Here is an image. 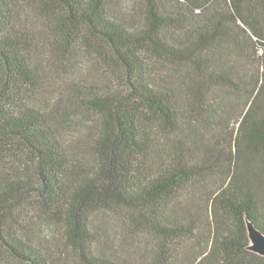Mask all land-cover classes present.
<instances>
[{
  "label": "trees",
  "instance_id": "trees-1",
  "mask_svg": "<svg viewBox=\"0 0 264 264\" xmlns=\"http://www.w3.org/2000/svg\"><path fill=\"white\" fill-rule=\"evenodd\" d=\"M129 2L127 15L116 0H41L56 20L54 51L17 0H0V254L20 264H264L246 222L264 231V0ZM84 52L109 81L69 83L61 103L92 112L94 129L67 143L68 113L33 96L49 56ZM120 213L121 233L104 231L97 218Z\"/></svg>",
  "mask_w": 264,
  "mask_h": 264
},
{
  "label": "rangeland",
  "instance_id": "rangeland-1",
  "mask_svg": "<svg viewBox=\"0 0 264 264\" xmlns=\"http://www.w3.org/2000/svg\"><path fill=\"white\" fill-rule=\"evenodd\" d=\"M20 4V10L25 15V21L36 35V37L44 42L49 49L54 50V46L51 44L52 41L56 42L55 37L58 30L55 29L56 20L49 19L42 14L40 5L41 0H17ZM48 3L51 0H47ZM51 4V3H50ZM117 9L123 13L129 15L132 13L131 3L129 0H116ZM66 13L60 11L59 16L65 17ZM58 41V37L56 38ZM49 43H46V42ZM56 45H59V43ZM45 50L47 49L44 46ZM63 50V49H62ZM49 53L46 54V57ZM53 62H49L48 59L45 61L44 67L46 73L43 78V82L40 85V89L33 96V101L41 108L45 110H52L61 107L68 116L66 117L65 127L63 128V135L67 143L79 142L91 129H94V114L89 110L81 108H68L64 106L61 101L64 98V93L69 83L73 81L85 80H97L103 82L104 79L109 81L108 74L104 71L102 65L96 64L97 58L92 56L91 53L84 52L82 56L76 58L74 62H69L65 56H49ZM2 65L0 63V71ZM60 103V104H59ZM21 149L20 146H17ZM24 160L28 163L30 169L34 168L33 155L25 149L22 152ZM123 213L114 214H101L97 220L100 222L102 229L113 235L121 233V220L120 216ZM34 232L38 239L49 240L50 228L47 224L39 222L35 224ZM146 245V251L150 250L156 239L148 237L144 239ZM0 264H20L16 260L12 259L6 253L0 254Z\"/></svg>",
  "mask_w": 264,
  "mask_h": 264
},
{
  "label": "water",
  "instance_id": "water-1",
  "mask_svg": "<svg viewBox=\"0 0 264 264\" xmlns=\"http://www.w3.org/2000/svg\"><path fill=\"white\" fill-rule=\"evenodd\" d=\"M247 228L250 238L249 249L264 256V231L255 222L246 216Z\"/></svg>",
  "mask_w": 264,
  "mask_h": 264
}]
</instances>
